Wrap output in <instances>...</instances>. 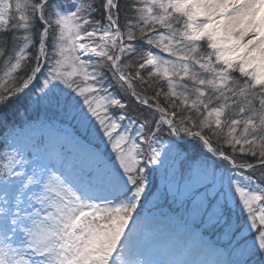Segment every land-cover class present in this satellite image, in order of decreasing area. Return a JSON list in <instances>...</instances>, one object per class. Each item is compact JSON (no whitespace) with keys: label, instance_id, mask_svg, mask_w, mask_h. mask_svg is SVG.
Here are the masks:
<instances>
[{"label":"snow or ice","instance_id":"obj_1","mask_svg":"<svg viewBox=\"0 0 264 264\" xmlns=\"http://www.w3.org/2000/svg\"><path fill=\"white\" fill-rule=\"evenodd\" d=\"M0 264H264V0H0Z\"/></svg>","mask_w":264,"mask_h":264}]
</instances>
